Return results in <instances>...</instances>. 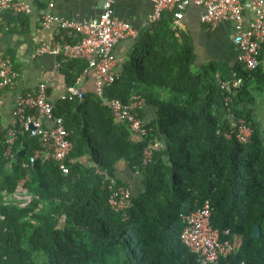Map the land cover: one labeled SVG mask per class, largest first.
<instances>
[{"label": "trees", "instance_id": "obj_1", "mask_svg": "<svg viewBox=\"0 0 264 264\" xmlns=\"http://www.w3.org/2000/svg\"><path fill=\"white\" fill-rule=\"evenodd\" d=\"M77 39L75 34L71 42L60 41ZM257 57L253 70L235 62L206 64L193 72L190 41L181 28L171 26L170 12L145 26L126 77L116 75L103 94L120 100L138 94L144 107L153 109L146 125L160 147L146 165H141L145 140L115 121L92 92L53 102L52 112L62 118L71 142L65 175L51 160L23 165L38 141L19 133L17 125L6 170L0 131V190L20 184L36 196L25 208L0 202V264H36L30 257L36 251L45 264H102L103 255L116 245L124 252L123 264H196L179 240V215L205 199L213 208L211 225L220 237L227 230L234 242V250L216 264H264V146L249 111L235 107L252 101L249 81L264 87V45ZM231 71L241 84L226 104L228 114L226 94L214 77L226 79ZM148 88L165 90L170 97L159 98ZM138 114L144 117L142 109ZM237 117L250 127L249 142L224 136ZM117 162L139 175L140 190H130L126 218L106 202L108 184L126 185L114 175ZM254 224L256 238L251 236Z\"/></svg>", "mask_w": 264, "mask_h": 264}, {"label": "built area", "instance_id": "obj_2", "mask_svg": "<svg viewBox=\"0 0 264 264\" xmlns=\"http://www.w3.org/2000/svg\"><path fill=\"white\" fill-rule=\"evenodd\" d=\"M113 0H101L100 10L96 16L76 21L59 16L51 12L52 2L48 0L44 8L38 11V20L41 26L55 25L78 34V39L72 43L54 40L39 43L34 53L57 56L64 54L67 57H81L85 61L83 73L91 80L92 93L106 105L115 121L126 124L128 131L137 138L144 139L141 165H146L152 159L153 153L160 147L159 141L150 132L146 121L138 112L144 106L143 97L131 94L125 100L108 97L103 94V88L112 83L116 77L114 71V46L123 38L131 35L133 29L128 22L113 15ZM152 10L146 16L144 23H154L165 12L171 13V26L181 28L180 20L184 10L189 5L199 6L202 11L199 22L205 29L212 30L220 21H232L230 40L236 48V62L247 70H253L258 64V51L264 45V0H150ZM250 15L245 16V11ZM31 12L28 3L21 0H0V24L4 15L23 16ZM59 65L55 62V66ZM18 72L13 68L11 60L0 51V108L3 102V93L6 89L15 86ZM215 83L226 94L224 104L230 102L239 89L241 78L235 71L229 77L221 79L214 77ZM83 78L79 77L69 85L59 99L81 97ZM46 83L40 81L33 90L15 92L12 98L10 115L19 128V133L27 137H35L38 146L25 156L23 165L32 166L36 159L51 160L60 173L65 175L69 169L65 163L71 149L68 133L60 116L52 112L53 102L49 99ZM227 106V105H226ZM229 112V106L226 107ZM233 127L224 133L225 137H233L240 143L249 142L251 130L248 124L240 117L234 118ZM15 130L8 129L3 133L2 157L9 166L12 158V144ZM137 172V170H135ZM106 202L110 209L119 212L126 218V210L131 204L130 189L127 185L108 184ZM36 198L25 187L16 184L11 191L0 190V202L9 208H25L31 200ZM41 206L38 204L33 211ZM213 208L205 199L196 209L181 213V229L179 240L194 256L196 264H216L234 250V245L228 237L227 230L219 231L210 223ZM1 218V216H0Z\"/></svg>", "mask_w": 264, "mask_h": 264}, {"label": "crops", "instance_id": "obj_3", "mask_svg": "<svg viewBox=\"0 0 264 264\" xmlns=\"http://www.w3.org/2000/svg\"><path fill=\"white\" fill-rule=\"evenodd\" d=\"M28 3L31 12L20 17L4 15L0 24V51L12 62L13 68L18 72L15 86L6 89L3 93V102L0 108V131L15 130L16 124L10 115L12 98L15 92H26L34 89L36 84L44 81L49 99L54 102L59 95L76 78L82 77L81 92H92L91 80L83 73L84 59L70 58L64 54L52 56L50 54L34 53V48L42 42L54 40L73 41L75 33L57 28L55 25L41 26L38 20V11L44 8L48 0H21ZM51 12L76 21L94 17L100 10L101 0H51ZM113 15L128 24L133 33L121 39L113 48L115 57L114 71L118 77H126V68L129 65L130 55L138 34L146 26L144 20L152 10L150 0H113ZM202 8L189 5L183 12L180 24L187 35L193 52L191 69L200 72L203 65L231 66L236 62L237 50L233 46L230 35L232 21H220L212 30L205 29L199 22ZM250 11H245V16ZM55 62L59 65L56 67ZM159 98L168 99L170 94L165 90L148 88ZM144 107V106H143ZM143 120L148 122L152 111L142 108ZM115 177L125 183L132 193L140 190L139 175L130 171L123 162H117ZM232 241V240H231ZM232 243H234L232 241ZM234 245V244H233Z\"/></svg>", "mask_w": 264, "mask_h": 264}, {"label": "rangeland", "instance_id": "obj_4", "mask_svg": "<svg viewBox=\"0 0 264 264\" xmlns=\"http://www.w3.org/2000/svg\"><path fill=\"white\" fill-rule=\"evenodd\" d=\"M246 88L248 94L252 97V101L249 102L244 100L242 102H238L235 107L239 110L245 108L249 111L250 120L257 128L262 145L264 146V87L260 86L255 80H251L247 84ZM8 168V164H6L5 169L9 170ZM261 232L264 235V221L261 224ZM30 257L36 264H45V257L40 251L31 253ZM123 258L124 252L120 246L116 245L110 247L103 255L102 264H123Z\"/></svg>", "mask_w": 264, "mask_h": 264}, {"label": "water", "instance_id": "obj_5", "mask_svg": "<svg viewBox=\"0 0 264 264\" xmlns=\"http://www.w3.org/2000/svg\"><path fill=\"white\" fill-rule=\"evenodd\" d=\"M21 153L22 152L20 151L18 155H21ZM258 235H259L258 225L257 224H254L253 227H252V230H251V236L253 238H256V237H258Z\"/></svg>", "mask_w": 264, "mask_h": 264}]
</instances>
